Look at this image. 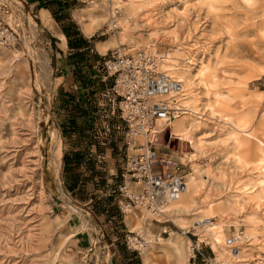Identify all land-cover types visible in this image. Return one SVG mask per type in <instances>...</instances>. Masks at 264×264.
I'll use <instances>...</instances> for the list:
<instances>
[{"label":"rangeland","instance_id":"374dc122","mask_svg":"<svg viewBox=\"0 0 264 264\" xmlns=\"http://www.w3.org/2000/svg\"><path fill=\"white\" fill-rule=\"evenodd\" d=\"M64 1L0 0V264H264V0ZM120 46L183 80L163 97L181 110L135 140L184 167L192 207H121L126 125L92 63Z\"/></svg>","mask_w":264,"mask_h":264},{"label":"built area","instance_id":"2783aa9c","mask_svg":"<svg viewBox=\"0 0 264 264\" xmlns=\"http://www.w3.org/2000/svg\"><path fill=\"white\" fill-rule=\"evenodd\" d=\"M100 1L113 4L115 0ZM112 12L115 14L117 10ZM14 41L9 29L0 26V45L4 47ZM161 60L149 49L120 46L99 55L95 62L102 82L111 83L102 92L101 100L109 107L110 117L126 125L127 155L122 168L125 181L118 188L125 211L142 208L154 215H164L188 184L181 164L157 154L152 142L137 145L135 140L141 134L147 135L156 123L171 121L173 113L180 111L171 107L176 101L163 99L180 93L181 83L161 71ZM116 128L121 130L120 126ZM134 149L137 153L131 152ZM202 256L199 249L193 250L189 264H196Z\"/></svg>","mask_w":264,"mask_h":264},{"label":"trees","instance_id":"16d2710c","mask_svg":"<svg viewBox=\"0 0 264 264\" xmlns=\"http://www.w3.org/2000/svg\"><path fill=\"white\" fill-rule=\"evenodd\" d=\"M37 1H38V5H37L38 8L46 9V10L50 11V13H52V14H54L56 12V10H55L56 7L59 8L60 6H63L64 8H67L70 6L69 3L65 2V1H64L63 5H60L59 2L61 0H37ZM52 3H54L56 5L55 8L52 6ZM63 7H60V8H63ZM60 14H61V12H60ZM73 28H74L73 33H71V34L65 33V35L68 39L70 49L75 50V53L73 55H75L78 60H81L82 57L84 56V53L86 55H89L90 45L85 40H83L81 38L80 34L77 33V30L74 26H73ZM98 60H99V55H94L92 62H97ZM78 62L81 63L80 61H78ZM64 160H66V157L64 158Z\"/></svg>","mask_w":264,"mask_h":264},{"label":"bare ground","instance_id":"6f19581e","mask_svg":"<svg viewBox=\"0 0 264 264\" xmlns=\"http://www.w3.org/2000/svg\"><path fill=\"white\" fill-rule=\"evenodd\" d=\"M87 33H92V27L91 26H87ZM184 76V75H183ZM182 78V77H181ZM185 81H186V84H188L189 83V79L187 78V76H184V78H183ZM182 81L183 80H180V81H178L179 82V84H180V87L178 88L179 89V91H180V93H182L183 92V88L185 87L184 85H182ZM189 85V84H188ZM185 96V95H184ZM174 101H176L175 103H177V100L175 99ZM191 108V107H190ZM178 110H181L180 108H177ZM188 111H190V112H193V113H195V111L194 110H192V109H187ZM173 120V119H172ZM171 120V121H172ZM160 126V125H159ZM163 127V126H162ZM175 131H181L182 129H183V123H177L175 126ZM180 135V134H179ZM182 136H186V133H184ZM187 137V136H186ZM190 137V136H189ZM191 138V137H190ZM192 141V140H191ZM191 143H193V142H191ZM178 205H177V207H179L180 209H185V208H189V207H192V205H193V203H194V195L192 194V192H191V190H190V187L188 186V184H187V187H186V189H185V191L180 195V197L178 198V199H176V200H174ZM174 202V203H175ZM173 204V203H172ZM171 204V205H172ZM170 205V206H171ZM169 206V207H170ZM169 209V208H168ZM168 211V210H167ZM202 224V221H197V222H195V226L196 227H200V225ZM168 246L169 247H171L169 244H167V245H164V246H162V248L163 249H166V248H168ZM172 263V262H171ZM162 264V263H161ZM173 264V263H172Z\"/></svg>","mask_w":264,"mask_h":264},{"label":"crops","instance_id":"0c3cea01","mask_svg":"<svg viewBox=\"0 0 264 264\" xmlns=\"http://www.w3.org/2000/svg\"><path fill=\"white\" fill-rule=\"evenodd\" d=\"M37 5V4H36ZM41 12H43L44 14H48V15H50V11H48V10H45V9H41L40 10ZM88 28H87V26L85 27V33L86 34H88V35H90L89 33H87V30ZM63 37V39L65 40V37L64 36H62ZM100 50H101V48H99ZM101 56V55H100ZM88 58H90V56L88 57ZM93 63V65H94V67L96 68V64H95V62H92ZM109 85H111V83L109 82V83H104L103 84V88H105L106 89V87H108ZM107 111L109 112L110 110H109V107L107 108ZM107 136H108V134H106ZM109 156V155H108ZM109 158H111V157H109ZM107 159V162H108V169H109V174L110 175H113V173H112V169L111 168H113L114 167V160H112V161H110V159Z\"/></svg>","mask_w":264,"mask_h":264}]
</instances>
